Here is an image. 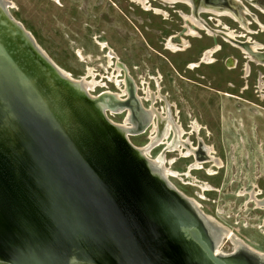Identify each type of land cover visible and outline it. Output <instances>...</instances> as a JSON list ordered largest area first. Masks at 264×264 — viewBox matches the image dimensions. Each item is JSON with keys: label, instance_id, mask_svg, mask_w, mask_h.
Listing matches in <instances>:
<instances>
[{"label": "rangeland", "instance_id": "rangeland-1", "mask_svg": "<svg viewBox=\"0 0 264 264\" xmlns=\"http://www.w3.org/2000/svg\"><path fill=\"white\" fill-rule=\"evenodd\" d=\"M139 1L141 3L142 0H9L7 3L13 18L22 24L59 68L75 80L83 77L93 84L94 89L88 92L91 96L103 89L118 92L119 89L115 88L113 82L108 81L113 80L117 87H120L121 82L114 80V77H117V80L124 79L123 71L116 66L118 62L127 68L139 96L143 95L142 81L148 82L150 90L154 91V80L151 77H157L160 93L173 104L171 111L174 119L185 132L190 131L191 122H198L201 128L196 133H199L198 136L206 145L213 147L214 155L222 161L221 168L210 165L204 167L205 170L210 168L214 172L217 171L213 176H207L204 169L191 171L192 177L205 180L214 186L216 191L204 192L197 187L184 185L172 177H168V180L184 195L199 203L197 211L212 217L230 232L231 236L226 234L227 237L224 236L226 238L217 246V253L226 254L230 250L235 253L238 242L264 253L263 227L260 226L264 210L253 208L251 202L246 203L245 195L237 196L239 190L244 188L251 191L253 187L255 189L256 184L264 191V87L259 88L257 83L259 76L264 81V65L246 58L237 45L224 41L220 36H208L203 30H197V36L182 35L188 46L181 51L170 52L164 48V39L179 31L183 25L178 11L190 14V9L181 3L168 7V4L149 1L152 7L165 11V14H157L152 8L144 9ZM240 3L250 12L242 15L245 21H251L252 14L264 24V13H259L244 0H240ZM199 16L211 28H219L214 25L216 18H219L220 22L233 29L237 35L243 33L251 41L255 40L264 46V31L258 30L252 21L247 25L252 31L248 32L239 28L238 24L228 17L209 13H199ZM245 36L241 35L237 39L245 41ZM97 41L104 44L99 45ZM215 43L219 45V49L212 54L210 63H200L194 68H187L188 62L198 61L201 51ZM110 49L116 54L115 58H112V66V52L108 54ZM229 57L235 59L232 68L226 64ZM245 65L248 68L246 75ZM122 83L128 86L126 81ZM124 92L125 90L121 95ZM104 93L94 98L103 95L100 108L113 114L108 116L112 121L121 122L123 112L114 114L113 111H120L123 105L112 99L109 95L112 93ZM117 98L120 99L119 94ZM143 105L146 106L147 103L143 102ZM161 105L159 102L155 104L158 108ZM196 133L192 132L189 136V142L194 146L197 143ZM145 135L143 133L129 136V140L135 146H141L146 141ZM184 136L186 137V134ZM156 152L155 147L150 151V156L154 158ZM54 155L56 156L52 152V156ZM176 157L177 160L167 166L182 172L184 164L190 158L182 159L175 152L165 153L166 161ZM61 160L63 164L58 165L57 169L64 170L68 177L66 170H69V163ZM72 172L76 178L71 175L70 177L77 181V190L84 196L90 209L106 218L98 223L97 227L91 225L96 224L95 220L87 226L89 232H95L91 236L98 240L103 234L106 235V231L114 232L110 228L114 224L104 221H113L112 216L117 214L125 218L126 223L123 226L128 231L124 232L126 237L132 238L131 235H134L135 239L140 241L139 238L145 229L134 228L136 221L132 218L134 210L126 176L119 177V184L113 178L110 181L109 176H104V180H108V184L114 187L115 191V194L105 196L104 193H96L92 187L83 183L80 173L77 174L73 168ZM119 174L126 173L122 171ZM256 174L259 175L258 178H254ZM53 192L48 193L47 197L44 195L46 200L42 207L47 211L56 210L58 205L60 196L55 189ZM197 195H203L204 198L199 199ZM212 231L217 235L222 233ZM145 237L141 241H144L153 253L159 251L162 258L166 257L167 260L163 259L165 264H180L177 249H172L171 256H166L163 245L157 242L155 235L150 236L155 241H147ZM13 256L14 251L11 259ZM157 258L160 262L159 256ZM0 264L10 263L2 261Z\"/></svg>", "mask_w": 264, "mask_h": 264}, {"label": "water", "instance_id": "water-1", "mask_svg": "<svg viewBox=\"0 0 264 264\" xmlns=\"http://www.w3.org/2000/svg\"><path fill=\"white\" fill-rule=\"evenodd\" d=\"M192 1L217 6L227 0ZM22 27L0 0V224H13L15 232L14 239L0 234V262L165 264L166 257L141 241L144 236L155 241L153 234L166 256L177 249L183 261L227 264L233 255L214 253L203 228L204 216L150 174L148 159L131 145L127 133L124 139L110 123L100 121L106 127H97L88 118L85 108L99 100L89 98L81 87L85 99L77 96L78 83L64 75ZM61 159L69 163L68 177L57 169ZM72 168L83 183L105 196L115 191L104 176L118 184L119 177L126 176L134 228L146 233L140 241L134 235L126 237L125 222L119 218L110 227L114 232L106 231L98 240L91 236L95 232L87 226L95 220L91 225L97 227L104 217L93 212L77 190ZM122 171L126 174L120 175ZM42 187H47V194ZM53 188L60 196L58 205L47 211L42 205Z\"/></svg>", "mask_w": 264, "mask_h": 264}, {"label": "flooded vegetation", "instance_id": "flooded-vegetation-1", "mask_svg": "<svg viewBox=\"0 0 264 264\" xmlns=\"http://www.w3.org/2000/svg\"><path fill=\"white\" fill-rule=\"evenodd\" d=\"M6 1L8 2L9 0H6ZM149 1H157V2L162 3L163 5L167 4L166 2L164 3V1L162 0L160 1L159 0H146L145 5H142L140 1L139 3L146 10L152 8L154 13L165 14V11L158 9L156 7H152ZM187 1L176 0V2L168 4V7H172L174 4L181 2V4L186 5L190 9V14H186V13H183L182 11H178L179 15L183 19V25L180 27L179 31H176L173 34H170L164 39L165 49L169 50L170 52H176V51H172L171 49L172 47H176L178 49L177 51H181L185 49V47L188 46V42L182 37V35L197 36V33H198L197 30H203L205 34L208 36L210 35L213 37L220 36L224 41H227V42L229 41L231 44L237 45L238 47L241 48V50L242 48L245 49L246 52H243V53H245L246 58L255 62L256 64L264 65L263 63L264 62V46L261 43L255 40L251 41V39L248 36L246 37L245 35H243V33L237 35L233 29L229 28L226 24L220 22L219 18H216V23L214 24L215 26H219V28L218 27L211 28L207 24V22H205L199 16V13H209V14H214L215 16L228 17L234 22H236L239 28L245 29L248 32L252 31L247 27V25L250 24L252 21L257 25L258 30L264 31V24L261 23L256 18L255 15L251 14L250 16L251 21H245L242 15L250 14V12L247 10L246 7L242 5V3H240V0H227L226 5L218 3L217 6L216 5L212 6L204 2L201 5H195V2H193L192 0H187ZM244 1L247 2V4L250 7L256 9L259 13H264V0H244ZM9 9L11 8L8 7V10ZM190 18H193L194 21H190L189 20ZM198 25L200 26L198 27ZM201 27L202 29H200ZM229 34L235 35L236 38L231 39ZM241 35L246 37L245 41H241L237 39V37H240ZM98 44L101 45L104 43L99 42ZM213 49H214V52L217 51L219 49V45L215 43L209 47L204 48L198 57V61L188 62L187 68H190V69L194 68L198 66L200 63H204V64L210 63L211 56L214 52L211 54V56H209L208 54ZM110 50L111 51H109L108 54L112 52L110 56L111 58L110 66H112V62H113L112 58H115L116 54L112 51V49ZM250 55L253 57L254 60L250 58ZM108 60H109V56H107V62L109 64ZM226 64L228 65L229 68L234 67L235 59L232 57L227 58ZM116 66L117 68H120V71H123V74H124L123 80H119V79L117 80V77L116 78L114 77L115 81L121 82L120 87H117V85L114 83L113 80H108V81L113 82L115 88L119 89L118 92L111 91L109 89L107 90L103 89L102 91L98 92L96 95H93V96H98L102 92L103 93L105 91L110 92L112 93L110 95L111 97H113L112 99L118 100L119 104L123 105L120 111H117V112L113 111L114 114H119L123 112L124 115H123V119L121 120V122L116 123L112 121L108 116H111L113 114L110 111L106 110L105 112H106L107 118L113 124H115L117 128L123 129L124 134L127 133L128 138L129 136H136V135H141L145 133L146 141H144L141 146H135L133 143H131V145L134 148L139 149L140 152L144 153V155L149 161L150 166L153 167L154 169V170H151L150 173L152 174L153 172V175L156 176L158 179H160L162 184H164L165 182L164 185L169 186L178 194L179 197H182L186 201H188L190 206H192L196 210V212L200 213V215L202 214L204 217H207L210 222L212 221L215 224H218L217 222H215V220L212 217L207 216L200 211H197L196 208L197 207L199 208V203H197L194 198H190L184 195L181 191H179L174 186V184L171 181L168 180V177H172L180 181V183L184 185H190L193 187H197L198 189L204 192L216 191V189L213 188L214 186L212 187L205 180L202 181L196 178L195 176L193 177L191 176L192 170H198V169L205 170L206 168L204 167H206L207 165H210L211 167H214V168L222 167V161L219 157H216L214 155L213 147L206 145L202 141V138L198 136L199 133H196V131L200 130L201 125L198 122L193 121L191 122V125H190V131L185 132L182 129L181 125L178 123V121H176L173 117V114L171 111V107L173 106V104L169 103L167 99L165 98V96L160 93V88H159L157 77H154V79L151 77V79L154 80V85H155L154 91L150 90L148 82L142 81V83L144 84V87L141 90L143 95L139 96L136 92V88L134 84L132 83V80L129 76L128 70L125 67V65L118 62ZM246 67L247 65H245L244 67L245 75H246ZM88 69L89 68H87V70ZM116 76H118V74ZM82 79L83 77L77 80L81 81ZM124 81L127 82L128 86L122 83ZM257 83H258L259 88L264 87V81L261 80V76H259ZM105 88H106V84H105ZM123 90H125V92L123 95H121ZM118 94L120 95V99L117 98ZM143 102H146L147 105L144 106ZM157 102L162 103L161 107L158 108L155 106ZM113 105H115V103H113ZM154 125L157 126L156 131H153ZM192 132L196 133V136H195L197 139L196 146H194L192 142H189V136L192 134ZM185 134H186V137L184 136ZM155 147L157 148V152L156 154H154V158H152L150 156V151ZM170 152H175V154L178 155L182 159L190 158L189 161L186 164H184L182 172L178 170L174 171L171 169L170 166H167L175 162L178 158L176 157L172 160L166 161L165 153H170ZM152 162H155L156 165H153ZM205 173L207 176H213L217 173V171L214 172L212 169L208 168L207 170H205ZM258 176L259 175L256 174L254 178H258ZM243 195H245L246 203L251 202L252 205L254 206L253 208L264 210V191L261 190L257 184L255 185V189L253 187L251 191L250 190L246 191L244 188L239 190L237 193V196H243ZM197 198L202 199L204 197L203 195L202 197L201 195H197ZM218 226L220 225L218 224ZM260 226L263 227V234H264V218L262 219ZM223 229L224 230L222 231V234L224 236H226V234L230 235V232L227 229L225 228ZM209 234H210L211 240L215 248V246L217 245L216 234L214 232L212 234L211 233ZM191 252H193V255L195 254L194 251L191 250ZM219 255H222V256H232L233 255L232 257H229L228 260H226L227 264H264V253L254 250L251 247L241 242H238V248L236 246L235 253H233L230 250V251H227L226 254L221 253ZM180 264H201V262L199 260L194 261L188 258V260L185 259V261L181 259Z\"/></svg>", "mask_w": 264, "mask_h": 264}, {"label": "bare ground", "instance_id": "bare-ground-1", "mask_svg": "<svg viewBox=\"0 0 264 264\" xmlns=\"http://www.w3.org/2000/svg\"><path fill=\"white\" fill-rule=\"evenodd\" d=\"M160 1V0H159ZM162 1H164V3L166 2L167 4H169V3H174V2H176V0H162ZM182 1H187V0H182ZM4 2L6 3V5H7V7L8 6H10L9 5V3H7V1L6 0H4ZM188 2V1H187ZM145 3H146V0H142L141 1V4L142 5H145ZM181 3V2H180ZM237 9V8H236ZM209 11V10H208ZM217 11V10H216ZM219 11V10H218ZM212 12V11H211ZM217 14V13H216ZM192 16V15H191ZM233 18V17H232ZM15 20V19H14ZM190 21H194L193 20V18H190L189 19ZM16 21V20H15ZM17 23H19V22H17ZM20 24V26H22V24L21 23H19ZM200 25H198V27H199ZM203 27V26H202ZM202 27L200 28V29H202ZM23 29H24V27H22ZM263 28V27H262ZM25 30V29H24ZM26 31V30H25ZM190 31H191V29H190ZM220 31V30H219ZM27 32V31H26ZM207 32V31H206ZM216 32V31H215ZM189 33V32H188ZM210 33V32H209ZM192 35H193V33H192ZM211 36V35H210ZM229 36L231 37V39H235L236 37H235V35H233V34H229ZM233 41V40H232ZM238 41V40H237ZM234 45V44H233ZM251 45V44H250ZM104 46V45H103ZM249 47V46H248ZM259 47V46H258ZM39 48H40V46H39ZM252 48H254V47H252ZM172 49V51H177L178 49L176 48V47H172L171 48ZM255 49H256V47H255ZM40 51L43 53L44 51L40 48ZM242 51L243 52H246V50L245 49H243L242 48ZM214 52V49L213 50H211L210 52H209V56H211V54ZM45 53V52H44ZM47 55V54H46ZM48 56V55H47ZM49 57V56H48ZM206 58V57H205ZM250 58L252 59V60H254L253 59V57L250 55ZM207 59V58H206ZM51 60V59H50ZM208 60V59H207ZM109 61V60H108ZM259 61V60H258ZM53 62V61H52ZM54 63V62H53ZM264 63V62H263ZM55 64V63H54ZM56 65V64H55ZM57 66V65H56ZM58 67V66H57ZM59 68V67H58ZM60 69V71L62 72V73H64V75H66L67 77H69L70 79H73L72 77H71V75L69 74V73H67L66 71H64V70H62L61 68H59ZM247 72H248V68L246 67V74H247ZM74 81H76L77 83H78V87H77V89L75 90V92H76V95L78 96V95H80V96H82V97H84L83 95H84V92H83V90L85 91V90H87V93L88 92H91V90L92 89H94V86H93V84L92 83H90V82H87L86 81V79H83V80H81V81H79V80H75V79H73ZM83 89V90H81V88ZM263 88V87H262ZM104 95H105V93H104ZM109 95H111V94H109ZM68 96H70L69 94H68ZM88 96H89V98H91L92 100H99V102L97 101L96 102V105L94 104V106H91V105H88L85 109H86V112L88 113L87 115H88V118L91 120V121H93L95 124L97 123L98 124V126L97 127H106L105 126V124H102L100 121H104V122H108V123H110L111 125H113V127H114V129H115V131L114 132H116L117 134H118V136L119 135H121V137H123L124 139H125V134H124V131H123V129H121V128H117V126L115 125V124H113L108 118H107V115H106V112H105V116H104V114H103V112H102V109H100V105L99 104H102L101 103V98L103 97V96H100L99 98H94V96H91L90 95V93H88ZM81 99V98H80ZM84 99H85V97H84ZM87 99V98H86ZM110 130V129H109ZM157 130V126L156 125H154V128H153V131H156ZM153 163V165H156V163L155 162H152ZM150 167V172H151V170H154L153 169V167H151V166H149ZM151 174V173H150ZM152 174H153V172H152ZM164 182V181H163ZM164 184H165V182H164ZM167 186V185H166ZM169 187V186H168ZM170 188V187H169ZM54 189V188H53ZM172 189V188H171ZM87 190V189H86ZM91 192V191H90ZM93 192V191H92ZM42 193L43 194H45V193H47V187H44L43 188V190H42ZM54 193V192H53ZM52 193V194H53ZM95 193V192H94ZM56 195V194H55ZM58 196V195H57ZM92 196V195H91ZM14 208H15V212L16 213H19V211L17 210V208L14 206ZM198 213V212H197ZM199 215H200V213H198ZM4 215H5V213H4ZM21 216V215H19V214H16V216ZM5 217H6V215H5ZM120 220H122L121 222L123 223V221L125 220V218H122V217H120L119 215L117 216H115V215H113L112 216V219H113V221L112 220H105L104 222L105 223H108V224H115V222H117V221H119V219ZM205 219H204V222H203V228H204V230H205V232H206V234H207V236H208V240H209V242H210V245H211V247H212V250L214 251V253H216V254H220V253H217L216 252V248H217V246H219L220 245V243H221V240L224 238V235L221 233L224 229L222 228V227H220V226H218V224H215L214 222H210L209 221V219L207 218V217H204ZM104 219H106V218H104ZM104 219H102V220H104ZM6 220L8 221V219L6 218ZM127 220V219H126ZM126 223V222H125ZM211 230H215L217 233H221V234H219V235H217L216 234V238H217V245L215 246V248H214V245H213V242H212V240H211V237H210V234L209 233H212L211 232ZM143 231V230H142ZM144 232V231H143ZM14 225L12 224V225H10V226H8V227H3L1 224H0V234L1 235H6V237H10V238H12V239H14ZM46 237H47V235H45ZM227 237V236H226ZM238 245V244H237ZM127 249H131V248H127ZM218 249V248H217ZM25 250H27V249H25ZM4 251H6V249L4 250ZM6 253H7V251H6ZM157 253L159 254V251H157ZM170 260V259H169ZM165 262V261H164ZM78 263H81V264H83L82 262H78ZM168 263V262H167ZM181 263H182V261H181ZM72 264H76L75 262H73ZM150 264H152V262L150 263ZM155 264H158V263H156L155 262ZM169 264H171V263H169Z\"/></svg>", "mask_w": 264, "mask_h": 264}]
</instances>
